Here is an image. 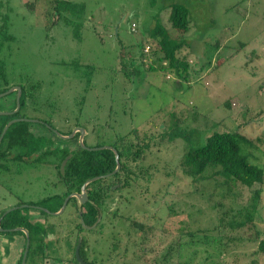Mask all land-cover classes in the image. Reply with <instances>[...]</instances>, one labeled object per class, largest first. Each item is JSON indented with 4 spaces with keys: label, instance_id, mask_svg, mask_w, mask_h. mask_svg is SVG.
I'll use <instances>...</instances> for the list:
<instances>
[{
    "label": "rangeland",
    "instance_id": "obj_1",
    "mask_svg": "<svg viewBox=\"0 0 264 264\" xmlns=\"http://www.w3.org/2000/svg\"><path fill=\"white\" fill-rule=\"evenodd\" d=\"M59 1L0 0V67L11 86L35 90L33 104L24 111L28 118L49 121L45 129L66 134L83 127L87 146L120 140L147 145L127 161L128 174L104 177L108 195L99 208L95 259L104 264H264V253L257 251L264 238V182L229 189L213 178L194 183L178 166L186 140L169 138L176 129L194 130L187 137L196 145L214 131L264 138V0H66L64 11ZM173 3L188 9L185 33L170 25ZM157 18L172 37L185 39L177 54L188 60L184 78L160 59L149 34ZM135 65L142 69L139 74L122 70ZM14 91L0 99V107L13 106ZM33 123L36 133L45 132L62 146L54 131L58 139ZM77 141L78 136L66 142L76 148ZM256 144L247 150L264 168V145ZM60 153L38 162H9V170H0V212L21 204L60 208L65 186L52 163ZM254 201L252 223L227 227L237 208ZM77 203L70 198L61 213L47 211L45 217L64 221L78 210ZM221 218L223 226L210 230ZM132 221L153 227L140 235L131 231ZM82 229L91 242V233ZM78 231H72V242ZM220 240L223 250L215 246ZM132 242L145 249L137 250L139 262H134ZM69 249V257L60 258L75 264Z\"/></svg>",
    "mask_w": 264,
    "mask_h": 264
},
{
    "label": "trees",
    "instance_id": "obj_2",
    "mask_svg": "<svg viewBox=\"0 0 264 264\" xmlns=\"http://www.w3.org/2000/svg\"><path fill=\"white\" fill-rule=\"evenodd\" d=\"M59 2H61L60 9H62L63 11L68 9L69 3L66 0L63 3L62 0H60ZM170 8L171 10L169 14V22L171 27L175 28L176 30H178V32L181 33H185L186 31H188V9L180 3H173L172 5H170ZM149 34L152 37L153 41L157 43L158 48L162 53L160 59L163 61V63L166 62L167 64L164 67L168 69H174L178 76L184 78L189 68L188 60L185 57H181L177 54L180 48L184 46L185 39L172 37L169 34L167 28L161 23L159 18L155 20V23L151 28ZM4 35L6 37L12 36L7 33L6 29L4 30ZM147 46L149 48V45H146L145 50H148ZM130 64L132 65L134 63L130 61ZM162 66L163 65H160L159 67ZM149 68L155 69V67L153 68V66H150ZM122 70L125 73H130L131 75L139 74L142 71L140 66L137 65H135L130 70H128L126 66H124ZM6 77L7 75L4 69L0 67V92L5 91L11 86ZM20 87V108L14 113L0 114V134L4 125L10 119L15 117H30L24 110L27 106L29 107L33 104L36 93L34 89L26 88L22 85H20ZM14 92L16 93V91ZM9 94L0 97V99L8 96ZM15 98L14 104L11 108L0 107V110H13L16 105ZM44 121L46 122L45 124L51 126L49 121ZM35 123L40 128H46V125L44 123L38 121H36ZM33 124V121L20 120L13 122L8 126L0 141V170H9V162H38L42 161L43 157L47 154H53L57 150L61 151L59 156H55V160L52 162L56 164V166H59L62 159L67 157L62 170L63 174L59 171V176L61 177V181L65 186V190L61 194L63 197L71 191H79L82 183L86 179L96 175L106 174L114 169L116 165L115 156L110 148L89 150L82 148L79 143H77V147L70 148L69 153V148L67 147V145L69 146V144L65 139L62 138V145L65 146L64 149H49L50 146L59 148L60 144L55 139H52L50 136H48L45 132L41 134L40 132L36 133V131L32 129ZM45 130L52 131L50 127ZM68 132L69 131H67L66 133ZM193 132L194 130L176 129L170 134L169 138L183 137L186 140V145L181 154L178 166L182 174L191 177L194 183L205 180L207 178H213L215 180V185H225L227 186V189H229V186L231 184L233 186L234 184L240 183L244 186L251 187L254 184H262L264 182V168L251 160V153L247 150L248 147L257 148L258 145L256 144V142H261L264 145V138L257 137L255 140H252L236 130L214 131L209 134L202 143L196 145L187 137H191V133ZM53 134L55 135L54 132ZM77 134L78 133H76L75 137H77ZM55 137L58 139L56 135ZM111 145L117 150L120 159V168L114 174V176L116 177L120 174V172H125L128 174L130 172V168L127 166V161L129 159L134 161L140 156V152L144 148V146H147L144 145L143 147H137L134 143L125 144L121 142V140L120 142L114 141ZM93 146L101 145L94 144ZM132 147H135L134 151L131 149ZM243 150H245V152H243ZM218 178H222V181H219ZM104 179L105 178H99L88 183L86 186L89 200L82 204L81 210L83 221L85 224H92L96 220V217L98 215V208H101L105 203V198L108 195V185L102 184ZM127 182L128 181L125 180L122 185H126ZM259 192L260 188L254 190L255 198L259 196ZM220 205L221 204L218 201L217 206ZM256 207L257 203L254 201L253 203H251V207L249 205V207L237 208V211L235 210L236 212L232 213L233 216L231 217V219L226 222L227 227H229L230 229H235L252 223V220L255 217L254 213ZM27 208L28 207H26V209ZM3 211L4 210L0 212V216L2 215ZM21 211L22 209L18 207L5 213L1 218L0 227L9 228L15 226H23L28 230L30 243L26 260L28 257H33V255L35 254L44 255L46 244L43 241V237L46 235V231L42 228V223L37 221L31 222L26 215L21 214ZM42 212L46 214V212ZM227 212L230 211L226 210L224 211V214H226ZM221 221L222 218L220 222L217 223V225L209 229L213 230L219 228V226H223V222ZM78 226L80 229H82L81 223H78ZM130 226L131 231L135 229V231H138L137 233H140V235L143 231L150 230L153 227L152 225H146L140 221H132L130 223ZM198 230L199 229L193 231L196 233V231ZM41 231H43L44 235L41 234ZM194 232L190 231L189 233L192 235L194 234ZM190 238L193 239L194 237L190 236ZM75 243L76 242H74V245ZM131 244L133 249L132 255L134 258V262H139L141 260V255L137 250H141L142 252H144L145 249H141L139 246H137L136 243L132 242ZM221 245V240L219 244H215L216 247L223 250ZM83 246L84 240H82L80 244L81 256H83ZM178 246L180 245L176 244V248ZM112 247L113 250H117V243H114ZM127 248L128 247H125L126 250L123 251V253H126ZM171 250L172 249L167 250L165 256L167 254H171ZM257 251L264 253V238L258 240ZM165 256H163L162 258H165ZM166 259L167 258L163 259V262H165ZM20 261L21 258L18 264H20ZM73 261L75 262V264H79L75 257H73ZM154 264L161 263L155 262Z\"/></svg>",
    "mask_w": 264,
    "mask_h": 264
},
{
    "label": "crops",
    "instance_id": "obj_3",
    "mask_svg": "<svg viewBox=\"0 0 264 264\" xmlns=\"http://www.w3.org/2000/svg\"><path fill=\"white\" fill-rule=\"evenodd\" d=\"M87 133L85 131V134ZM58 209L59 206L55 210ZM73 213L67 216L64 221L57 218L49 220L45 217L46 214L42 211L40 213L32 206H28L26 210L22 209L21 214L26 215L31 222L44 223V225L42 224V228L45 229V234L48 235V238L44 241L46 253L44 255L35 254L31 258H27L26 264H65V260L60 257L65 255L68 258L70 253L69 248L72 247L73 250V247H75V240L72 242L73 235L72 233L69 234V232L73 231L72 227L75 218L77 219L78 217V215L75 217ZM0 231V264H18L25 246L26 239L24 232L20 230L15 232ZM41 234H43V231H41ZM48 252L50 254L46 256Z\"/></svg>",
    "mask_w": 264,
    "mask_h": 264
},
{
    "label": "water",
    "instance_id": "obj_4",
    "mask_svg": "<svg viewBox=\"0 0 264 264\" xmlns=\"http://www.w3.org/2000/svg\"><path fill=\"white\" fill-rule=\"evenodd\" d=\"M14 90L16 91V98H15L16 105H15V108L13 110H11V111L0 110V114L14 113V112L19 110V108H20V94H21V87L19 85H12L11 87L6 89L5 91L0 92V97L13 92ZM20 120H27V121H33V122L39 121L38 119L27 118V117H15V118L10 119L9 121H7V123L4 125V127H3L2 131H1L0 141H1L5 131L7 130L8 126L10 124H12L13 122L20 121ZM53 131L57 135H59L61 138H63V139L71 138L76 131L79 132V137H78L79 144H80V146L82 148H85V149L95 150V149H100V148H110L113 151L114 156H115L116 165H115L114 169L112 171L106 173V174L96 175V176H93V177H90V178L86 179L82 183L79 191H71L64 197L62 205L60 206V208L58 210L51 211L47 207H40V206H34V205H28V204H21L20 206H14V207L7 208L2 213V215L0 216V221H1L2 216L5 213H7V212H9L11 210H14V209H16L18 207L19 208L20 207H28V206H32L34 208L37 207V209L39 208V210H42V211H45V212L48 211L52 215H57V214H59V213H61L63 211L64 207L66 206V204L68 202V200L70 198L74 197V198L77 199V202H78V207H79L78 208V213H79V217H80L79 220H80L81 225L83 227H90L89 225L84 223L83 218L81 216V209H80L82 207V204H84L87 200H89V197H88V194H87V190H86V186H87L88 183H90V182H92L94 180H97L99 178H104V177H108V176L114 175L120 168L119 154H118L117 150L112 145L87 146L83 142V137H84V134H85V129L83 127L76 126V127H74L72 129V131L69 134H62V133H60L59 131H57L55 129H53ZM66 160H67V157H65L60 163V169L61 170H63V167H64V164H65ZM99 219H100V210L98 208V216H97L96 222L99 221ZM0 230H4V231H18V230H20V231L24 232L26 240H25V246H24V249H23V253H22L20 264H25L26 256H27V252H28V247H29V243H30L28 230L25 227H23V226H15V227H9V228L0 227ZM81 240H82V237L79 236L78 239H77V242L75 244V247H74V256H75V258H76V260L78 261L79 264H92L90 262L85 261L80 255Z\"/></svg>",
    "mask_w": 264,
    "mask_h": 264
},
{
    "label": "flooded vegetation",
    "instance_id": "obj_5",
    "mask_svg": "<svg viewBox=\"0 0 264 264\" xmlns=\"http://www.w3.org/2000/svg\"><path fill=\"white\" fill-rule=\"evenodd\" d=\"M11 87V86H10ZM16 96V95H15ZM39 121L41 122V123H46L44 120H40L39 119ZM38 121V122H39ZM76 127V126H75ZM51 128V127H50ZM52 129V128H51ZM52 131H53V129H52ZM71 132V130L68 132V133H66V134H69ZM77 132V131H76ZM76 132L74 133V135L71 137V138H75V135H76ZM78 134H77V136L79 137V132H77ZM69 139V138H68ZM68 139H65L66 141L68 140ZM78 143H79V141H78ZM80 145V144H79ZM45 147V146H44ZM52 149H64V145H62V146H60L59 148L58 147H55V146H50ZM67 147L69 148L68 150H69V153H70V145L68 146L67 145ZM52 158H53V156H51ZM63 160V159H62ZM53 163V162H52ZM54 164V163H53ZM54 167H56L57 168V171H58V176H59V171L62 173V170L60 169V164H59V166H56V164H54ZM63 174V173H62ZM59 180L61 181V177L59 176ZM62 182V181H61ZM63 183V182H62ZM42 211V210H41ZM76 212V214L78 215V217H77V219H78V222L76 221H74L73 223H74V225H73V230L75 229H79V231L76 233V235H75V242H77V239H78V237H79V235L82 237V240H84V246H83V256H81L85 261H87V262H90V263H92V264H103L104 262H100L99 260H97V259H95V228H96V226H98V223H99V221H97L96 222V220L92 223V224H87V225H89L90 227H84V229H87L88 231H89V233H91V237H92V241L91 242H89L88 241V239L84 236V234L82 233V231H83V229H80L79 228V226H78V223H80V220H79V213H78V210H76L75 211ZM114 214H113V218L114 217H116V213L115 212H113ZM81 216H82V211H81ZM98 216V215H97ZM83 218V217H82ZM96 219H97V217H96ZM100 219H101V215H100ZM99 219V220H100ZM43 225H44V223H42ZM82 228H83V226H82ZM81 232V233H80ZM70 233H72V232H69V234ZM43 235V234H42ZM86 239H85V238ZM44 238V237H43ZM48 238V235H45V239L43 240V241H45L46 239ZM81 240V241H82ZM91 243V244H90ZM76 244V243H75ZM75 246V245H74ZM84 251H86V253L84 254ZM23 253V252H22ZM44 253H46V250L44 251ZM89 254V256L90 257H86L85 255L86 254ZM81 255V254H80ZM63 256V255H62ZM22 257V256H21ZM59 257V256H58ZM73 257H75L74 256V247H73V250H72V259L70 260V261H73ZM21 262V261H20ZM74 262V261H73ZM72 262V263H73ZM65 264H66V261H65Z\"/></svg>",
    "mask_w": 264,
    "mask_h": 264
},
{
    "label": "built area",
    "instance_id": "obj_6",
    "mask_svg": "<svg viewBox=\"0 0 264 264\" xmlns=\"http://www.w3.org/2000/svg\"><path fill=\"white\" fill-rule=\"evenodd\" d=\"M147 48H148V46H147ZM147 48H146V49H147Z\"/></svg>",
    "mask_w": 264,
    "mask_h": 264
}]
</instances>
